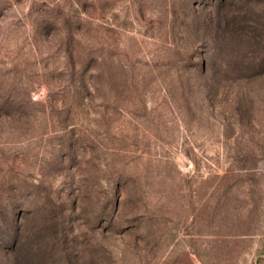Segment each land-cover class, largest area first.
Wrapping results in <instances>:
<instances>
[{"label": "rangeland", "instance_id": "obj_1", "mask_svg": "<svg viewBox=\"0 0 264 264\" xmlns=\"http://www.w3.org/2000/svg\"><path fill=\"white\" fill-rule=\"evenodd\" d=\"M0 264H264V0H0Z\"/></svg>", "mask_w": 264, "mask_h": 264}]
</instances>
